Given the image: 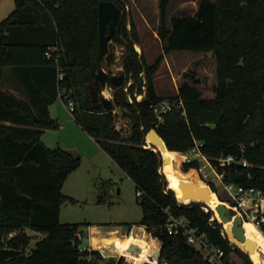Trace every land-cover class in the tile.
Segmentation results:
<instances>
[{
    "label": "trees",
    "instance_id": "trees-1",
    "mask_svg": "<svg viewBox=\"0 0 264 264\" xmlns=\"http://www.w3.org/2000/svg\"><path fill=\"white\" fill-rule=\"evenodd\" d=\"M98 1L14 0L11 13L0 20V70L9 67L10 81L18 90L0 85V235L15 230L0 243V264H114L116 260L103 257L98 248L81 247L82 224L58 219L60 204L75 201L61 186L80 159L41 139L46 128L57 126L48 105L58 97L59 69L64 75L60 84L71 89L76 120L140 191L136 194L142 215L137 224L160 239V259L166 264H207L196 247L167 233L165 208L186 217L229 251L219 232L221 221L216 217L209 221L211 207L199 200L182 202L175 195L201 177L197 158L186 160L180 153L196 141L224 181L264 190V0H199L193 14L174 15L169 25V0H159L157 34L166 39L163 51L210 52L215 58L212 96H204L194 80H184L167 98L157 93L153 82L162 55L145 62L134 46L139 39L131 16L130 28L126 24L128 0H112L120 9L112 39L125 47L121 66L125 78L133 82L127 91L123 86L112 89L111 99L115 107H125L134 116L135 124L130 121L127 133L116 127L117 112L91 100L88 73L103 61L115 62L113 49L99 50ZM47 49L57 54V63L46 57ZM142 84L143 98L129 101L126 92ZM163 99L172 106L157 119L152 105ZM150 127L167 147L161 151L162 165L159 153L147 146ZM227 154L234 160L220 165L216 158ZM208 184L216 191L213 182ZM27 228L42 234L31 247ZM144 235L148 233L142 227L134 228L124 236L120 251L133 254L125 250L130 240L141 247L136 259L151 255L153 250L145 251ZM148 238L155 243V237ZM239 253L243 264H264V253L254 250L253 259L246 247Z\"/></svg>",
    "mask_w": 264,
    "mask_h": 264
},
{
    "label": "rangeland",
    "instance_id": "rangeland-1",
    "mask_svg": "<svg viewBox=\"0 0 264 264\" xmlns=\"http://www.w3.org/2000/svg\"><path fill=\"white\" fill-rule=\"evenodd\" d=\"M198 1L169 0L166 8V24H170V18L174 15L193 14L196 11ZM13 8L14 0H0V20L9 15ZM126 10L127 27L130 28L128 18L131 16L138 33L139 42L134 43L135 49L138 52L141 49L145 62L152 63L162 55L158 67L153 73V82L157 93L167 98L168 95L176 93L177 87L182 81L194 80L195 84L201 88L204 96L213 95L215 58L210 52L187 49L163 51L166 39L161 40L157 34V27L160 24L159 0H128ZM108 47L114 50V63L121 66L122 57L125 53L124 45L111 38ZM102 66L108 68L109 65L103 61ZM5 79L8 84H11L8 66H3L0 70L1 86L4 85ZM4 88H8V86ZM145 89L144 84L134 88L133 90L136 91L137 96L139 93L140 95L133 97L130 92L131 99L128 100H141L145 94ZM108 92V97H111V90L107 89L105 93ZM142 92L144 93L142 94ZM115 112L118 113L115 119L116 127L120 128L123 133H127L130 120L127 117L122 118L120 116L119 107L117 106ZM51 115L56 120L57 126L44 130L41 135L43 142L50 147L59 145L80 158L78 166L68 174L61 186L62 192L74 197L75 201L66 200L60 204L58 219L61 222L82 224L80 232L81 247L96 248L97 239L101 236L106 238L111 234L105 229L117 227L122 230L123 235L130 226L132 227L139 221L142 215L141 205L138 203L139 196L136 194L133 180L113 161L98 141L81 127L75 118V112L70 111L61 98L57 97L52 104ZM147 142L151 143L150 141ZM182 156L185 158L183 154ZM206 173V177L201 174L199 178H201L203 184L209 185L208 182H213L216 191L212 190L211 195L217 201L224 202L227 193L223 189L219 178L209 167ZM189 200L188 198L181 201L188 202ZM90 225H95L98 229L92 228L93 230L91 229L90 232V229L87 228ZM245 226L249 229L248 232L256 237L254 228L250 224H245ZM25 230L31 234L29 241V247H31L42 234L29 228ZM91 234L94 236L92 238L93 245L90 239ZM128 234L124 236L127 237ZM247 235L253 237L250 234ZM124 236H121V234L109 236L114 237L115 245L108 242L106 246L99 248L103 257L112 256L117 258ZM148 236L153 237L151 232H148ZM128 243L135 242L128 240L126 245ZM160 243V239H156L155 243L151 245V250L158 249ZM153 251L151 255H140L139 262H136V254L139 256V252L132 251L133 254H130L121 251V253L125 254L132 264H163L165 261L161 260L160 256L158 259L153 257Z\"/></svg>",
    "mask_w": 264,
    "mask_h": 264
},
{
    "label": "built area",
    "instance_id": "built-area-1",
    "mask_svg": "<svg viewBox=\"0 0 264 264\" xmlns=\"http://www.w3.org/2000/svg\"><path fill=\"white\" fill-rule=\"evenodd\" d=\"M45 55L46 57H51L55 63L58 62L57 54H53L51 49H47ZM63 77V71L59 69L56 75L59 88L58 96L63 100L68 109L73 111L74 99L71 96V89L70 87L68 88L65 85L60 84ZM132 82L133 79L131 77L125 78L123 89L127 91L128 86ZM104 88L111 91L112 88L108 85H104L103 87L102 94L108 97L109 92L106 94ZM143 93L144 92H142V94ZM130 95L129 92H126L127 99H131ZM132 95L133 97H138L140 93L137 96L136 91L133 90ZM179 104L181 103H178V105ZM171 106L172 103L167 99H163L153 104V111L157 119H161L162 112L170 109ZM113 110L115 111V108ZM200 144V141H196L192 147L188 148L185 152L180 153L185 156L186 160L197 158L199 162V170L204 177L207 176L206 170L208 167L213 170L215 175L219 178V181L222 183L223 189L227 193V198L223 203L227 206L229 212L233 215H238L241 218L244 233L246 235L250 234L254 237V239H252L254 241L253 249L256 253H264V190L255 186H244L234 181H224L222 178L223 173L218 172L211 164L208 157L200 151ZM216 159L220 165H225L234 160V156L231 154L220 155ZM136 193L140 195L139 190ZM203 208L208 210V206L204 205ZM165 211L167 213V220L165 222L167 233L171 235H180L186 244L196 247L201 252L202 257L207 264H243V259L239 251L243 250L245 247L247 248V246L231 234L226 223L221 222L222 225L219 228V232L229 245L230 249L228 252H226L223 246L215 244L205 231H201L197 226L190 224L186 217L176 216L167 208H165ZM215 215L217 216V213L213 210V213L209 217V221L215 218ZM245 224H250L254 228L256 237L251 232H248L249 229ZM14 234L15 230H10L7 233L1 234L0 243L5 237H11ZM250 251L251 250L248 249V254L251 257ZM163 264L166 263L163 262Z\"/></svg>",
    "mask_w": 264,
    "mask_h": 264
},
{
    "label": "water",
    "instance_id": "water-1",
    "mask_svg": "<svg viewBox=\"0 0 264 264\" xmlns=\"http://www.w3.org/2000/svg\"><path fill=\"white\" fill-rule=\"evenodd\" d=\"M119 12V6L114 1H98L97 23L99 50L101 52H105L107 50L108 42L116 32V21L119 16ZM139 55H141V49L139 51ZM101 81H103L104 85H108L112 89L119 86H124L125 75L124 71L122 70V66L111 63L109 64L108 68H104L102 65H100L94 73H88V86L93 103L101 105L106 110H113L115 108V104L111 97H107L102 94L104 86L101 85ZM119 111L122 118L127 117L130 121H132V126L135 124L134 116L127 108L120 107ZM145 137H147V141L151 142L147 146L152 147L159 153L162 165V163L164 162V158L161 151L162 149L167 148L162 137L154 127L149 128ZM179 176L181 175L179 174ZM212 192V189L207 184L198 186L191 185L184 188L181 197H189L190 200H199L205 202L209 207H211L212 210L216 211L217 216H215L219 218L221 222L226 223L231 234L239 241L245 243L247 248L251 250L254 247V241L251 238L247 237V235L244 233L241 218L238 215H233L231 212H229L227 206L222 201H216L214 207L209 205L208 201L210 200ZM176 197L178 200H180L178 196ZM174 239L175 237H173V240ZM140 249L141 248L137 243H130L127 246V250L129 251H139ZM160 253L161 245L158 247V249L153 251V257L158 259ZM114 264H132V262L127 260L124 254L120 253L117 256Z\"/></svg>",
    "mask_w": 264,
    "mask_h": 264
},
{
    "label": "crops",
    "instance_id": "crops-1",
    "mask_svg": "<svg viewBox=\"0 0 264 264\" xmlns=\"http://www.w3.org/2000/svg\"><path fill=\"white\" fill-rule=\"evenodd\" d=\"M9 71H10V69H9ZM10 80H12V75H11V73H10ZM10 82H11V81H10ZM12 85H13L12 82H11V84H8V82H6V79H5L4 85H2V87L4 88V87L8 86L7 89H9L10 91L18 92V90L15 88L14 85H13L14 88H12V87H13ZM58 97H59V96H58ZM59 98H60V97H59ZM54 101H55V100H54ZM54 101H52V102L49 103V105H48V110H49V114H50L51 117H53V116L51 115V106H52V104L54 103ZM43 132H44V131H43ZM41 139H42V138H41ZM136 227H142V228L146 231V233H148V231L144 228L143 225H141V224H137V223H136V224L133 225L132 227L130 226V227L128 228V231L126 230V233L123 234V235L128 234L131 230H134V228H136ZM87 228L90 229V232L93 230L92 228H97V229H98V227L95 226V225H90V226H88ZM91 229H92V230H91ZM105 230L111 233L109 236H111V235H115V234H121V235H122V230H120V228H117V227H110V228H107V229H105ZM109 236H107L106 238H105L104 236H101V238H99V239L96 238V239L98 240L96 248L98 247V249H99V248H101V247H103V246H106V245H107L106 243H108V242L106 241V239H107ZM93 237H94L93 234H91L90 239H91V243H92V245H93V240H92ZM151 237H152V236H151ZM153 237H155L156 239H158V237H156V236H153ZM109 243H110V242H109ZM94 246H95V244H94ZM118 250H119V249H118ZM134 252H136V251H134ZM119 253H121V251H119ZM119 253H118V254H119ZM129 261H130V260H129Z\"/></svg>",
    "mask_w": 264,
    "mask_h": 264
},
{
    "label": "bare ground",
    "instance_id": "bare-ground-1",
    "mask_svg": "<svg viewBox=\"0 0 264 264\" xmlns=\"http://www.w3.org/2000/svg\"><path fill=\"white\" fill-rule=\"evenodd\" d=\"M105 92H106V90H104ZM199 180L196 182V183H189L187 186H191V185H195V186H198V185H205V184H203V182L201 181V178H198ZM175 191V190H174ZM182 194H183V192L180 194V196L175 192V195L176 196H178L179 198H180V201L181 200H183L184 198H182L181 196H182ZM185 198H189V197H185ZM190 199V198H189ZM217 200L211 195V197H210V200L208 201V203H209V205L210 206H212V207H214V204H215V202H216ZM121 236H124V235H121ZM247 237H249L248 235H247ZM249 238H251V237H249ZM252 239V238H251ZM107 242H111L113 245H115V242H114V237H108V239L106 240ZM143 242H144V245H145V251L147 252V253H149V252H151V245H152V243L150 242V239L148 238V236L147 235H144L143 236ZM130 243H128L126 246H125V250H127V246L129 245ZM140 246V245H139ZM141 248V247H140ZM254 251V249H251V251H250V253H252L253 251ZM141 251V249L139 250V251H137V252H140ZM123 254V253H122ZM125 255V254H124ZM125 257H126V255H125ZM126 259H127V257H126ZM128 260V259H127ZM140 261V258H138V259H136V262H139Z\"/></svg>",
    "mask_w": 264,
    "mask_h": 264
},
{
    "label": "flooded vegetation",
    "instance_id": "flooded-vegetation-1",
    "mask_svg": "<svg viewBox=\"0 0 264 264\" xmlns=\"http://www.w3.org/2000/svg\"><path fill=\"white\" fill-rule=\"evenodd\" d=\"M119 254H120V253H119ZM119 254H118V255H119ZM118 255H117V256H118Z\"/></svg>",
    "mask_w": 264,
    "mask_h": 264
}]
</instances>
